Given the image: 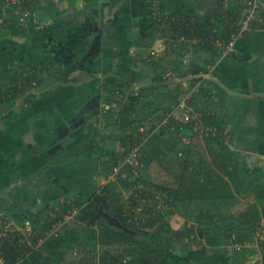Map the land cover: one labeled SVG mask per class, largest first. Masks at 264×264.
Returning <instances> with one entry per match:
<instances>
[{"label": "rangeland", "instance_id": "374dc122", "mask_svg": "<svg viewBox=\"0 0 264 264\" xmlns=\"http://www.w3.org/2000/svg\"><path fill=\"white\" fill-rule=\"evenodd\" d=\"M84 1H37L40 13L38 15L39 18L42 16L43 21L35 27L44 28L47 25L45 20L51 22L50 18H45L57 14L67 23L74 25L92 20L93 26L87 36V48L77 59L80 69L76 71V74L71 75L72 79L69 83L62 85L60 81L50 78L47 72H42L41 83L33 84L16 99L15 110H10L8 113L0 111V114H3L0 118L2 136V139L0 137V218H6L11 222L13 227L11 233L18 231L23 236L24 232L30 240L32 236L29 235L26 226L29 225L28 230L31 232L33 229L30 225L34 223L33 228L38 225L33 233L38 231L41 240L35 249L45 246L47 239L42 237L43 227L51 220H55L58 224L55 227L56 233L64 226L66 234L70 237L75 234L78 241L80 238L87 243V247L95 241L96 250L93 252L92 259L100 264L104 254L108 251L121 252L123 246L129 244L130 240H141L140 238L151 240L149 236L136 229L130 217L133 206H131L129 190L119 186L106 191L102 187L109 181L116 180V176L113 175L111 178L105 177V165L111 164L114 156L123 157L125 151L130 149V145L135 140H139L141 144L152 132L160 129L163 124H166L170 109L181 110L183 100L187 109L194 108L200 112H206L210 104L216 105L217 103H212L211 100L209 103L196 90L202 87V82H205L200 77L203 69L195 70L192 77L195 79L190 81L186 88H181L182 90L176 88L180 81L174 80L175 71L173 68L170 69L175 66L173 63L175 50L173 47L168 50V47L178 45L181 38L185 41V37L164 34L165 30H162V26L151 28L149 27L150 21L138 14L126 13L119 17L118 12H114L113 21L103 22V16L110 14L108 6H104L105 0H86L89 4L87 7ZM63 8L64 10H60ZM85 8L90 11H83ZM65 16L67 19H64ZM223 24L225 25V21ZM5 25V23L0 25V28L3 27L0 31V84L8 82L9 79L12 80L13 75L20 69L19 64L30 65L33 57H42V53H55L57 50L53 38H48L47 33L35 35L29 30L23 34H17L12 33ZM69 26L64 25L60 32L64 34ZM109 35L111 37L106 50L105 41ZM152 48L159 52L157 61L147 59V54ZM14 49L18 52L15 53ZM216 51L218 52L216 60H218L221 52L217 49ZM211 55L210 58L213 61L215 55L212 53ZM145 58L146 61H143ZM164 59L168 63L167 67L162 64L165 70L159 67ZM220 64L221 62H218L215 68ZM170 71L174 72H171L172 78L164 79L162 76ZM215 75L213 67L210 79ZM62 87L60 95L63 96L64 101L55 99L54 95ZM118 88H121L128 98L132 96L133 90H140L141 96L139 95L133 112L127 111L129 102L127 103L126 100L113 99ZM106 104H111V109H107ZM68 107H71V113L68 112ZM121 117L129 118L132 123L125 126L117 123L116 120ZM207 126L209 124H202L194 130L199 134V142L204 147L205 154L207 152L205 161L209 167L204 165V169H217L218 167L214 165L212 148L216 152L222 146H228L231 152H235L234 154L246 157L244 152H239L235 144L230 143L228 135L223 136V130L214 129L216 132L213 136L218 135L220 137H217L218 140L208 139L210 134L206 130ZM15 127L18 131L13 138ZM24 132L26 135L21 134L19 138L16 137L18 133ZM67 132L68 134H65ZM83 134L84 136L96 134L95 140L99 148L92 156L71 151V147ZM183 138L191 139L188 135H183ZM13 139L16 143L10 142ZM201 155L198 149L192 153H174L166 163L171 165L172 169H181V165L188 160V157L201 160L204 157ZM78 157L79 160H77ZM132 161L137 166V160L132 159ZM137 170L141 176L143 175L139 181H144V183L146 175H149L148 178L161 177L160 164L157 163L150 167L140 162ZM76 174H79V179H76ZM74 186L91 192L102 190L101 192H104L106 196L102 206L105 212L88 214L80 210L74 212L66 210L69 195L76 192ZM113 194L117 196L113 197ZM232 201H234L232 204L236 205L224 202L217 212V217H221L224 221L219 223V230L225 232L234 227L227 232L233 234V237L250 233L255 229L259 231L257 239L259 235H264L262 227L264 207L260 209L257 204L253 203L252 205L256 207L259 214L254 219L246 218L243 212L253 207L240 205V200L236 196ZM115 202H120L125 208H129V211L125 215L120 214L116 210ZM171 205L165 201L164 197H161V207L170 209ZM179 205V212H175L171 222L181 233L185 231L187 225H194L193 220H188L184 214L192 213L194 209L196 210V205L190 208L184 204ZM202 207L204 204L200 208ZM54 212L58 215L70 214V216L51 218ZM239 212L242 213L239 214ZM249 219L252 221H247ZM65 220L67 223L63 224ZM253 223H255L254 226H251ZM104 224L109 228L105 229ZM93 230L96 231L95 240L92 236ZM49 232L51 235L56 234L53 231ZM106 232H110L112 236L107 237L110 235H104ZM121 232H125L130 237L129 243L123 240L122 234L124 233ZM198 234H201L200 229ZM233 237L225 240L221 247L205 245L197 248L198 240L184 234L175 242L165 243L164 247L172 252L174 260L187 258L191 259L193 264H261L262 250L256 251L255 249L254 255L250 256L253 252H244L245 246H248L250 242L242 238L236 245L232 242ZM103 239H108V241ZM237 246H240V249ZM72 247V242H67L63 248L66 259L59 260L55 257V264L77 262L80 252ZM26 255H30V252L25 254V257H28ZM0 264H2L1 261ZM89 264L94 263L90 261Z\"/></svg>", "mask_w": 264, "mask_h": 264}, {"label": "trees", "instance_id": "16d2710c", "mask_svg": "<svg viewBox=\"0 0 264 264\" xmlns=\"http://www.w3.org/2000/svg\"><path fill=\"white\" fill-rule=\"evenodd\" d=\"M9 1L10 0H0V20H2L0 21V25L5 23L7 25L5 26L10 29L12 33L17 34H23L29 30L33 31V34L35 35L47 33V35H49L48 38H53L54 45L57 47L56 52L51 54V60L40 63L34 62L30 65L21 63L18 67L20 69L15 73L16 77L14 79H9L8 82L0 84V86H7L12 91L11 95L6 97L9 101H13L17 97L23 95L28 88L33 86V81H37L38 84L41 83L42 72H47L50 78L55 79L58 78L60 73L64 70L63 72L65 75H62L63 77L59 79H67V74L75 69H80L78 68L79 65L77 59L82 56L87 48V36L89 35L90 28L93 26V21L80 22L73 25L62 20L60 15L57 14L45 18H50L51 22L45 20L47 25H45L44 28H38L35 26L43 21L42 16L39 18L40 13L38 12L39 7L37 6L38 0H21L19 3L12 5H9ZM113 1L115 0H105L104 6L109 5ZM143 1L147 2V0H141L140 7L145 9V14L150 21L149 27L159 28L162 26V30H165L164 34H173L190 40L196 39L197 42L195 44L204 51H213L214 49L221 50L216 44V40L221 37L228 42L232 33L237 29V24L235 25L234 21L238 19V13L236 11L233 13V10H246L247 8V0H229V3L225 5L228 8L223 9L222 7V14L224 16L227 14L228 17L232 16L233 19L225 21V25L222 22L220 26H216V24L211 21V18L218 13L195 15L197 18L195 21L191 20V15L177 14L171 11L167 16L166 13L169 12V9L159 0L157 3L161 8V14L158 17L161 16L162 20H154V18L149 17L152 16L154 12V6L150 8V4L153 0L146 3L149 7L146 6ZM84 3H86V7L89 5L86 0ZM222 4L224 5V2ZM122 5H124V3ZM27 10H31L35 13L38 20L35 21L33 16H31L27 22V25L29 26H23L21 25V15L22 12ZM60 10H64V8ZM64 19H67L66 16ZM67 24L70 26L65 30L64 34H62L60 30ZM255 25L257 26V23H255ZM165 26H168L169 29L165 28ZM2 30L3 27L0 28V31ZM162 64L164 65V63H161V65L158 64L159 67H162ZM162 68L165 70L164 67ZM204 70L207 71L208 66H206L203 71ZM204 81L208 82V79H204ZM205 82H202L201 84L203 87H201L202 90H205L206 86L210 84H205ZM137 90L138 89L133 90V93L131 92L132 96L128 98V95L121 88H118L113 95V99L126 100L127 103L129 102L127 111L131 113L133 112L136 102L139 100V95L141 96L140 90ZM142 95L144 94L142 93ZM134 96L135 98H133ZM1 100L2 94H0V102ZM105 106L107 109H111L112 107L111 104H106ZM181 110L173 111L170 109L166 124H163L160 129H156L152 132L143 143L140 144L139 140H135L130 145V149L125 151L123 157L119 158L118 156H114L112 163L105 165V177L111 178V176L116 173V180L113 182L108 179L109 182L102 187L106 191H110L112 188L116 189L119 186L129 190V198L131 206H133L130 217H132L136 229L140 233L149 236L151 240L142 238H140L141 240H130V237L127 236L125 232H121L124 233L122 234L123 240L129 243V239L130 243L123 246L121 252L111 253L108 251L102 256L100 263L193 264L191 259L187 258L174 260L172 258V252L165 249V243L175 242L182 235L186 234L187 236H193L198 240L197 248H202L205 245L221 247L225 240L233 237V234L227 232L234 227L229 228V230L225 232L219 230V223H223L224 221L221 217H217V212L219 211L221 204L224 202H231V205H236L232 204L234 203L232 200L235 198L236 193L241 192L243 195H247L251 190L250 179L256 178V181H260L264 178V173L263 171L262 173L260 172L261 167L256 168L255 171H250L244 167L242 168L243 170H241L239 177L235 175L234 171L227 172L226 170L227 173H223L224 168H227V165H229L228 159L234 160L233 152L230 151L228 146H222L216 152L215 149L212 148L211 152L214 156V165L218 167L217 169H204V165H208L205 161V155L207 152L205 154L204 147L199 142V134L194 131V123L187 122L185 120V112L182 113ZM12 114L15 115V113ZM208 117H205V121L210 124ZM116 121L123 126L132 123V120L126 117H121ZM209 134L208 139L210 140H218V138H220L218 135L213 136L215 135L213 131ZM183 135H188L189 138L191 137L190 141L185 142L183 140ZM95 137L96 134H88L85 138L76 142V144L71 147V151L76 152V154L85 153V155L92 156V154H94L99 148ZM135 147H138L139 149V155L136 157L138 162L137 166L140 162L146 165L148 164L150 167L155 166L156 163L160 164L161 177L157 179L151 177L148 178L149 175H146L147 178L145 179V183L144 181H139V178L142 179L143 175L141 176L139 170H137V166L133 162H130L129 160L126 161ZM196 149H198L199 154L202 153L201 156H204L201 160H197L196 158L189 159L188 157V160L181 165V169H172L171 165L166 163L174 153H192L196 151ZM77 160H79V157ZM224 162H228V164ZM258 169L260 170L258 171ZM253 174H255V177H253ZM76 176L77 178H75L79 179V174H76ZM132 177L135 178L132 179ZM76 186H74V188ZM262 188H264V186H262ZM254 190L255 189H252V192L255 193L257 190ZM101 191L96 192L95 190L91 192L85 190V188L76 187V192L69 196L78 204V207L87 203L81 211L88 214H96L100 211L105 212L102 206L106 196H104V192L102 193ZM257 195L262 194L257 192ZM115 196H117V194H113V197ZM161 197H164L165 201L172 204L170 209L160 206ZM144 200L147 202H144ZM114 204L117 205L116 210L120 214L125 215V206L120 202H115ZM179 204H184L188 208L196 205V210L194 209L192 213L188 212L184 215L188 220H193L194 225L198 226L187 225L185 231L181 233L173 226L171 220L175 212H179ZM203 204L204 207L200 208ZM173 205L174 207H172ZM250 206L253 208L245 209L244 212L247 213L245 216L246 218L254 219L259 214V211L256 210L254 205L251 204ZM139 207H141V209ZM134 209H136V211ZM240 213L241 212H239V214ZM61 216L62 214H57V218ZM54 221L55 220H51L43 227L44 231L42 237H46L47 240L45 246L41 249H35V246L38 245V242L41 240V235L37 234L38 231L34 232L30 240L29 238L23 239L22 234L18 231L11 233L12 230H7L6 234L0 235V258L3 259L5 264H55V257L59 260L66 259L63 248L67 242L71 241L73 244L72 249H77V251L80 252L79 258L74 264H89L90 261L94 264H98L97 260L95 262V260L92 259L93 252L96 250L95 241L90 243V247H87V243L80 238H78V241L75 234L71 237L66 234V230L63 227L59 229L56 234L47 237L46 232L55 226ZM247 221L252 220L249 219ZM254 224L255 223L251 226H254ZM104 227L105 229L109 228L106 224H104ZM34 228H38V225H35ZM2 229L4 230V226L3 228L0 227V230ZM199 229L201 230V234H198ZM95 232L96 231L93 230L92 233L94 240L96 239ZM109 233L106 232L104 235L107 236ZM254 233V231H251L247 234H238L233 237L232 242L237 245L242 238L247 242L254 241ZM111 236L112 235L107 237ZM103 240L106 242L108 241V239ZM262 244L261 264H264V237L262 239ZM31 247H34V250L31 251ZM255 249V247L252 248L251 246H245L244 252H253L250 254V256H253ZM28 252H30V255H26L28 257H25V254ZM128 256L131 257V259L125 262V258ZM51 257L52 260H50Z\"/></svg>", "mask_w": 264, "mask_h": 264}, {"label": "crops", "instance_id": "0c3cea01", "mask_svg": "<svg viewBox=\"0 0 264 264\" xmlns=\"http://www.w3.org/2000/svg\"><path fill=\"white\" fill-rule=\"evenodd\" d=\"M158 0H147L146 3L151 2L150 8L155 6ZM164 3L169 9V12L166 13L168 16L171 12H175L177 14H186L191 15L192 21H195L197 18L195 15L200 14H208V13H218V15L223 17L218 26H220L221 22L233 19L232 16L228 17L227 14L224 16L222 7L225 4L229 3V0L225 2V0H159ZM261 9L259 10L260 13H264V0H258ZM105 2V1H104ZM224 2V5L222 4ZM124 3V5H122ZM141 0H115L110 3L108 6L109 15H104L103 22H111L114 18V12H118V16L121 17L126 13L130 14H138L141 17L148 19V16L145 14V9L140 7ZM240 5V4H239ZM106 6V5H105ZM148 6V4H146ZM128 7V8H127ZM149 7V6H148ZM163 8V7H162ZM228 8V7H226ZM107 9V10H108ZM129 9V10H128ZM132 9V10H131ZM134 9V10H133ZM83 11H90L88 8L83 9ZM238 13V19L234 21L237 27L242 24L245 15V9H234ZM108 14V13H107ZM234 15V14H233ZM263 15V14H262ZM240 18V19H239ZM165 28L169 29L168 26ZM111 35H109L105 41V49L107 50L108 42L110 40ZM181 38V37H180ZM187 41V42H186ZM195 41L194 39L190 40L187 39L185 41L182 38L178 41V45L174 44L175 46L169 45L168 50L173 49L175 50L173 56V63L175 66H172L170 69L174 68V80L179 82L176 87L178 90H182L181 88H186L190 81H193V73L197 69H205L208 66L212 59L210 58L212 55H215L213 62H221L220 65H217L215 68V77L212 79H208L210 83L206 86L205 90L196 89L199 91L201 97L212 101V103H217L216 105H211L205 111H202V117L198 119V122L202 124H209L206 123L205 117H208L210 121V125L215 127L217 130H223V136L228 135L230 138V143L235 144V147L239 150V152H244L246 157L240 156L233 153L234 162L230 165L232 160H229V165L227 168H224L223 173L227 172H235V175L239 177L242 168L246 167L250 171H255L256 168L261 167L258 169L260 172L264 173V29L261 26H257L252 24L248 30L242 32V36L232 51L228 52L226 55L222 54V58L216 60V56L218 52L214 49L213 51H204L200 49L197 45L191 43ZM167 49V46L165 47ZM218 50V49H217ZM15 53L18 51L15 50ZM166 51V50H165ZM220 51V50H219ZM217 53V54H216ZM13 54V53H12ZM52 52L42 53V57L32 59V63H40L43 61H49L52 59L51 56ZM141 61V59H140ZM143 61H145L143 59ZM164 65L167 67L168 63L167 60L164 59L162 61ZM31 63V64H32ZM145 63V62H144ZM28 65V64H26ZM142 66H144L142 64ZM57 69V68H56ZM55 69V70H56ZM60 70V69H59ZM75 69L71 73L67 74V79H59L63 77L64 70L60 73L58 78H55L56 81H60V84L69 83L70 79H72L71 75L76 74ZM187 70V71H185ZM58 71V70H57ZM203 71V70H202ZM176 76V77H175ZM16 75L14 74L12 79H14ZM197 80V79H196ZM195 80V81H196ZM63 87L60 88L57 92L54 93L55 99H62L64 98L60 95ZM192 89V88H191ZM195 90V88H193ZM19 98V97H17ZM16 98V99H17ZM16 99L9 101L7 97H2L0 102V111H8L15 110V102ZM56 105V102L54 103ZM186 104V103H185ZM184 100L181 103L182 113L185 114L192 109L197 111L194 108L185 107ZM199 111V110H198ZM68 112L71 113V107H68ZM11 114V113H9ZM3 114H0V118ZM201 124V125H202ZM217 125V126H214ZM219 127V129H218ZM82 129V127H80ZM18 129L15 127L13 129L12 137L14 138L15 134L17 133ZM24 133H18L16 137L19 138L21 134L26 135ZM65 134H68L65 133ZM83 134L79 139H83L86 136ZM2 139V136L0 134ZM225 138V137H224ZM11 143H16L10 141ZM229 143V142H228ZM33 150V149H32ZM16 151V150H15ZM243 157V158H242ZM228 164V162H224ZM227 170V172H226ZM227 175V174H226ZM255 177V174H253ZM248 183V182H247ZM251 183V190L248 192L247 195H243L241 192L236 193V197L240 200V205L242 206H250L253 203H256L258 208L264 207V178L260 181H256V178L250 179ZM252 189L257 190L255 193L252 192ZM254 190V191H255ZM257 192L262 195H257ZM144 202H147L144 200ZM87 203L82 204L78 207V204L73 201L72 198L69 197L67 199L66 210L74 212L75 210H82L83 207L86 206ZM68 205V206H67ZM141 209V207H139ZM126 213L128 209H124ZM70 213V212H69ZM125 213V214H126ZM242 213V212H241ZM244 215H247L244 212ZM56 216V217H55ZM70 214H66L65 216L62 214L59 218H68ZM57 218L56 213L54 212V216L51 218ZM253 217V216H251ZM66 220L63 224H66ZM55 225H58L54 221ZM62 224V225H63ZM264 220L262 221V227L264 228ZM60 226V225H59ZM64 227V226H62ZM54 232V226L51 230ZM47 231L46 236L49 237L51 233ZM255 233V240L251 241L248 246L257 247V250H262L263 244L262 239L264 235H259L257 239V233L259 232L257 229L253 230ZM38 234V233H37ZM259 242V243H258Z\"/></svg>", "mask_w": 264, "mask_h": 264}, {"label": "built area", "instance_id": "2783aa9c", "mask_svg": "<svg viewBox=\"0 0 264 264\" xmlns=\"http://www.w3.org/2000/svg\"><path fill=\"white\" fill-rule=\"evenodd\" d=\"M21 0H10L9 1V5H12V4H16V3H19ZM227 1V0H226ZM246 10H245V15H244V19L242 21V24L240 26L237 27L236 31H234L231 35V38L230 40L227 42L224 38H218L216 40V44L220 47V52H221V57L222 58V54H227L228 52L232 51V49L235 47V45L238 43V41L240 40L241 36H242V32H244L245 30H248L250 28V26H252V24H255L257 23L259 26L263 27L264 29V13H260L259 10L261 9V5L259 3L258 0H247V4H246ZM154 8V12H153V15L151 17H154L155 19L157 20H162V17H158L160 14H161V8L159 6L158 3H156V5L153 7ZM263 14V15H262ZM31 16H33V18L35 19V21L38 20V17L35 13H33L31 10H27V11H24L22 12V15H21V25L23 26H29L27 25V22H28V19L31 18ZM221 20H223V17L218 14H215L212 16L211 18V21L217 25H219L218 22H220ZM222 23V22H221ZM195 41H193L194 43L197 42L196 39H194ZM159 52L152 48L149 50L148 54H147V59L148 60H156L159 58ZM145 61H146V58H145ZM218 62L216 63H211L210 65H208V70L207 71H201L200 72V77L203 78V79H209L210 76H211V72H212V68L214 67V70H215V65L217 64ZM171 71L168 72V73H165L162 77L164 79H170L172 78V75H171ZM176 77V76H175ZM33 84L34 85H38V82L37 81H33ZM201 84V83H200ZM198 84V85H200ZM12 91L7 87V86H0V94H2V97H6V96H9L11 95ZM188 99V98H187ZM193 110V109H192ZM189 111L188 113L185 114V119L187 120V122H190V123H194L195 125V130L197 129L198 126L201 125L200 122H198V119H200L202 117V112L198 111L195 112V110H193V112ZM217 129L212 127V126H207L206 127V130H208V134L213 131V133H215ZM183 140L185 142H189L190 139H184ZM139 155V149L138 147H135L133 150H132V153L131 155L128 157V159L126 161H130V162H133L132 159H136V157ZM113 176H116V173L113 174ZM1 216V215H0ZM14 223V222H13ZM4 226V230H0V235L2 234H6V231L7 230H13L12 226H11V222H9L6 218H0V227L3 228ZM28 226H26V230L28 231L29 235H33V231H34V228L32 227L33 224H31V228L33 229L31 232H29L28 230ZM57 225L54 226V233L55 232V227ZM23 239H27L28 236H26V234H24L23 232ZM237 248L240 249V246H237ZM34 250V247H31V251ZM129 259H131V257H127L125 258V262H127ZM0 261L2 262V264H5L3 259L0 258ZM10 264V263H9ZM100 264H103V263H100Z\"/></svg>", "mask_w": 264, "mask_h": 264}, {"label": "clouds", "instance_id": "9594fccd", "mask_svg": "<svg viewBox=\"0 0 264 264\" xmlns=\"http://www.w3.org/2000/svg\"><path fill=\"white\" fill-rule=\"evenodd\" d=\"M225 2H226V0H225ZM226 5V4H225ZM223 9H226V6H224L223 7ZM150 18H154V17H151V16H149ZM154 20H156L155 18H154Z\"/></svg>", "mask_w": 264, "mask_h": 264}]
</instances>
